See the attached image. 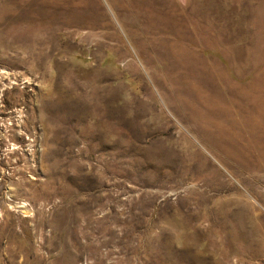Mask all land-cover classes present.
Masks as SVG:
<instances>
[{
  "label": "rangeland",
  "instance_id": "obj_1",
  "mask_svg": "<svg viewBox=\"0 0 264 264\" xmlns=\"http://www.w3.org/2000/svg\"><path fill=\"white\" fill-rule=\"evenodd\" d=\"M0 264H264V0H0Z\"/></svg>",
  "mask_w": 264,
  "mask_h": 264
}]
</instances>
